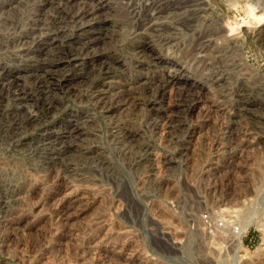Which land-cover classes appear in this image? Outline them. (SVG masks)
<instances>
[{
  "label": "rangeland",
  "instance_id": "1",
  "mask_svg": "<svg viewBox=\"0 0 264 264\" xmlns=\"http://www.w3.org/2000/svg\"><path fill=\"white\" fill-rule=\"evenodd\" d=\"M47 1L0 0V68L40 69L26 50L57 30L47 52L76 51L102 22L87 52L119 63L23 78L21 101L0 88V264H264V0ZM211 206L250 226L235 261L200 223Z\"/></svg>",
  "mask_w": 264,
  "mask_h": 264
},
{
  "label": "bare ground",
  "instance_id": "2",
  "mask_svg": "<svg viewBox=\"0 0 264 264\" xmlns=\"http://www.w3.org/2000/svg\"><path fill=\"white\" fill-rule=\"evenodd\" d=\"M51 1V0H50ZM203 1V0H202ZM49 2V0L46 2V4ZM59 3V2H58ZM46 4H43V5H40L39 7H38V10H39V15H41V17L40 18H38V19H47L46 17H45V15L47 14L46 12H45V5ZM49 4V3H48ZM53 4V3H52ZM58 5V4H57ZM148 9V8H147ZM264 10V9H263ZM47 11H48V9H47ZM49 13V12H48ZM261 13H263V12H260V14L257 12V13H255L254 11H253V9H252V11H251V15H252V17L254 18V20H255V24H257V25H259V24H261L263 21H262V14ZM88 14H87V12H82L81 14H80V16L79 17H81V18H85L86 16H87ZM90 16V15H89ZM103 20V19H102ZM51 22H53L52 23V25L53 24H56L57 23V19L56 18H53V16H51V20H50ZM262 21V22H261ZM45 22V21H44ZM49 23V22H48ZM264 23V22H263ZM42 25V26H41ZM103 25V22L102 23H99V25H94V26H88L87 28L88 29H86V28H84L85 30H82L83 32H81V34L79 35V37H78V40H79V42H80V45L78 44V46H80V47H76L77 49H75L76 51H59L58 50V52H53V53H51L50 51H48L47 52V50H49V46H53V44L55 43V36H57L58 34H59V32L57 31V30H54L53 31V33H52V37H50V39L48 40L47 39V45L45 46V47H43V48H39V49H35V50H28V52H27V50L25 51V54H31V53H35V52H37V54L38 55H42V59H41V61L43 60V66L42 67H40V69H38V68H33V67H28V66H26L25 65V67H19V68H17L16 70H14V71H12V70H10V69H8V68H6L4 65L3 66H1V70L3 71V73H4V75L5 76H7V77H9L10 79H11V81L9 82H5L4 83V81L3 82H0V88L3 90V89H6L8 92H9V90H10V87H11V85H13L14 87V90H15V93L14 92H11L13 95H15V97H17L16 99H18L19 101H21V99H22V97H21V95H22V93H24L22 90H23V87H21V85L20 84H22V83H20L21 82V80L23 79V78H32L35 82H36V86L37 87H46L48 84H50V83H52L53 82V80L51 79L52 78V75L54 74V73H57L58 71H60V73H61V71H65L66 69H67V67H71V66H73V68H75L74 66H76V64H81V63H83L82 61L86 58V59H88V61H87V63H88V65H87V68H85L84 70H82V73H80V76L79 77H83V76H86V75H92V74H103V76L104 75H106L107 73H109V72H111V63H114L113 61H115L116 60V63H119V61L117 60L118 59V56H116V58H113V56L110 54V53H106L105 51H101V49H100V51H93L92 53H88L87 52V50H89V49H93V48H96V47H99L100 48V44L101 43H107V42H105L106 40H107V36H106V33H103L102 32V26ZM105 25V24H104ZM264 25V24H263ZM47 26V25H46ZM45 26V24L43 23V24H40L39 25V27H38V29L37 30H34L33 31V33L35 34V33H37V32H40L44 27H46ZM256 26V25H255ZM257 27V26H256ZM264 27V26H263ZM47 28H49V26L47 27ZM105 28V27H104ZM107 28H110V27H107ZM246 28V27H245ZM96 29H98V30H96ZM260 29V28H259ZM101 30V31H100ZM104 30V29H103ZM232 30H233V28H231L230 29V33H228V35H231L232 34ZM95 31V32H94ZM106 31V30H105ZM261 31H264V28H262L261 29ZM44 32V31H43ZM43 32H41L42 34H44ZM52 32V31H51ZM109 32V31H108ZM61 33V32H60ZM36 35V34H35ZM38 35V34H37ZM46 35H48V34H46ZM107 35H109V33L107 34ZM111 35V34H110ZM109 37H111V36H109ZM34 38V37H33ZM35 39V38H34ZM23 40V39H22ZM52 40H54V42L52 41ZM42 41V40H41ZM40 41V42H41ZM37 43V42H36ZM37 45V47H39V46H42V45H40V43H38V44H36ZM70 45H71V43H70ZM102 45V44H101ZM48 47V48H47ZM51 48V47H50ZM106 48H107V46H106ZM52 49H54V48H52ZM98 49V48H97ZM43 50H45V51H43ZM52 51H54V50H52ZM91 51V50H90ZM50 52V53H49ZM83 52V53H82ZM85 56V58H82V56ZM86 55H89V56H86ZM115 56V55H114ZM37 57V56H36ZM39 58V57H38ZM115 59V60H114ZM37 60V59H36ZM176 60V59H175ZM86 63V64H87ZM171 63V62H170ZM175 64V63H174ZM118 65V64H117ZM120 65V64H119ZM170 65V64H169ZM35 67V66H34ZM80 67V66H79ZM113 67H115V64H114V66ZM121 67V66H120ZM72 68V67H71ZM77 68V67H76ZM83 68V67H82ZM178 68V67H177ZM70 69V68H69ZM81 69V68H80ZM114 69V68H113ZM68 70V69H67ZM176 70V69H175ZM174 70V71H175ZM1 71V72H2ZM74 71V70H73ZM78 71V70H77ZM85 71V72H84ZM170 71V70H169ZM172 71V70H171ZM2 73V74H3ZM64 73V72H63ZM172 73V72H171ZM84 74H86V75H84ZM1 75V74H0ZM77 75V74H76ZM102 76V75H101ZM172 76H174V73H173V75ZM7 77H6V79H7ZM5 78V77H4ZM8 78V79H9ZM24 80V79H23ZM94 80V79H93ZM26 82V81H25ZM45 84H47V85H45ZM191 84H193V82H191ZM219 84V83H218ZM43 85H45V86H43ZM194 85V84H193ZM24 86V85H23ZM56 86V85H55ZM57 86H59V89H64V85L63 84H60V85H57ZM48 87V86H47ZM46 87V88H47ZM51 87V86H50ZM45 88V89H46ZM24 89H25V87H24ZM32 89V88H31ZM44 89V88H43ZM44 89V90H45ZM53 89V88H52ZM51 89V90H52ZM194 89V88H193ZM2 90H0V94H1V91ZM48 90H50V88H48ZM71 90V89H70ZM3 92V91H2ZM6 92V91H5ZM27 92V91H26ZM4 95V94H3ZM160 95V94H159ZM6 96V95H5ZM11 96V95H10ZM1 97V96H0ZM14 97V98H15ZM11 98H13V97H11ZM23 98H25V96L23 97ZM194 99V98H193ZM13 100V99H12ZM25 100H26V98H25ZM44 100V99H43ZM15 102V101H14ZM29 102V101H28ZM20 103V102H19ZM194 103V102H193ZM16 104V103H15ZM18 104V103H17ZM22 104V103H21ZM26 104H28V105H25V106H28L29 107V103H26ZM180 105V104H179ZM19 106H21V105H19ZM24 106V105H23ZM15 107H17V105L15 106ZM18 108V107H17ZM162 108V107H161ZM21 109V108H20ZM28 109H30V108H28ZM37 109V108H36ZM173 110V109H172ZM36 111V110H35ZM174 112V111H173ZM30 113H32V112H30ZM29 113V114H30ZM31 115V114H30ZM32 116V115H31ZM19 117V116H18ZM25 117H26V115H25ZM35 117H36V115H35ZM21 118H23V117H21ZM166 119V118H165ZM82 121V120H81ZM165 122V121H164ZM172 122H174V121H172ZM78 124V123H77ZM82 124V123H81ZM76 125V124H75ZM167 125V124H166ZM171 125V124H170ZM82 127V126H81ZM61 129L64 131L65 129H67V130H65L64 132H61L60 134H59V136H55V137H60L61 139H63L64 137H65V134H66V138L67 137H74V133H76V135L78 134L79 135V133L78 132H81V130H80V128H78L77 126H74V125H67V124H64V126H61ZM166 129V128H165ZM168 131V130H167ZM74 132V133H73ZM56 135H57V133H55ZM77 135V136H78ZM51 136H48L47 137V139H49ZM76 137V136H75ZM52 138V137H51ZM70 138V139H71ZM69 140V139H68ZM74 140V139H73ZM49 141V140H48ZM53 141V140H52ZM55 141V140H54ZM57 141H58V139H57ZM44 142V141H43ZM46 142H47V140H46ZM59 142H61V141H59ZM63 142H65V141H63ZM48 143V142H47ZM50 143V142H49ZM67 144V143H66ZM76 144V143H75ZM35 145V144H34ZM62 145V144H61ZM64 145V144H63ZM39 146H41V144L39 145ZM51 146V145H50ZM55 146V145H54ZM54 146H52V147H54ZM67 146V145H66ZM37 147V146H36ZM48 147V146H47ZM42 148H44V147H42ZM41 148V149H42ZM64 148V147H63ZM45 149V148H44ZM43 149V150H44ZM55 149V148H54ZM56 149H58V148H56ZM62 148L60 147V150H61ZM37 150V149H36ZM39 150V149H38ZM40 151H42V150H40ZM51 151V150H50ZM55 152H56V150H54ZM44 152H45V150H44ZM52 152V151H51ZM39 153H42V152H39ZM59 153V152H58ZM61 153H63L62 151H61ZM35 154H38V153H35ZM57 154V153H56ZM60 154V153H59ZM46 155V154H45ZM44 155V156H45ZM49 154H47V156H48ZM64 155V154H63ZM66 155V154H65ZM38 156H40L39 154H38ZM42 156H43V153H42ZM56 155H54V157H55ZM59 156V155H58ZM62 156V155H61ZM60 157V156H59ZM58 157V158H59ZM52 158V157H51ZM62 158V157H61ZM42 159V158H41ZM48 159H49V157H48ZM53 159V158H52ZM63 159V158H62ZM46 160V159H45ZM57 160V159H56ZM61 160V159H60ZM59 160V161H60ZM43 161H44V159H43ZM48 161V160H47ZM50 162V161H49ZM46 164H47V162H46ZM211 170V169H210ZM226 200V199H225ZM6 201H4L3 203L4 204H6L5 203ZM2 203V204H3ZM8 205H10V204H8ZM4 206V205H3ZM1 207H2V205H1ZM6 210V209H5ZM1 214V213H0ZM242 230L244 231L245 230V225H243V227H242ZM242 250V246H241V244H240V242H239V240L237 241V250H236V252H235V256H234V261L235 260H237V258H238V256H239V251H241ZM241 255V254H240Z\"/></svg>",
  "mask_w": 264,
  "mask_h": 264
},
{
  "label": "built area",
  "instance_id": "3",
  "mask_svg": "<svg viewBox=\"0 0 264 264\" xmlns=\"http://www.w3.org/2000/svg\"><path fill=\"white\" fill-rule=\"evenodd\" d=\"M191 187L194 188V185H191ZM199 220L209 236H216L218 233H221L220 229H226L227 234L223 236L227 238V241H229L230 244H235V242L239 240L243 248L247 229H249L250 226L243 231L241 229L239 217L234 214V212L224 210L218 206H211L200 214ZM259 221L260 225H264V212L259 217Z\"/></svg>",
  "mask_w": 264,
  "mask_h": 264
}]
</instances>
